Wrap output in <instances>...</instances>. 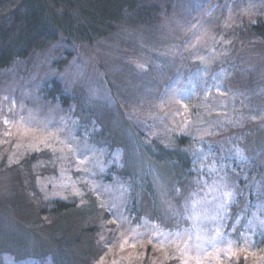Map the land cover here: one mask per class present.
Here are the masks:
<instances>
[{
    "label": "rangeland",
    "instance_id": "1",
    "mask_svg": "<svg viewBox=\"0 0 264 264\" xmlns=\"http://www.w3.org/2000/svg\"><path fill=\"white\" fill-rule=\"evenodd\" d=\"M202 1L162 4L148 25L126 15L92 44L60 34L0 70L1 228L19 230L1 206L15 172L31 164L38 200H94L103 210L111 236L92 264H264V202L247 203L250 188L264 195V42L249 32L264 22V0ZM52 80L70 107L43 92ZM176 136L199 158V185L185 201L147 154ZM216 148L262 166L257 182L236 191ZM22 226L27 258L2 255L1 264H37L39 244L54 250L48 232Z\"/></svg>",
    "mask_w": 264,
    "mask_h": 264
},
{
    "label": "trees",
    "instance_id": "2",
    "mask_svg": "<svg viewBox=\"0 0 264 264\" xmlns=\"http://www.w3.org/2000/svg\"><path fill=\"white\" fill-rule=\"evenodd\" d=\"M173 1L0 0V70L7 69L14 62L24 60L33 52L46 48L57 41L60 34L73 42L92 44L113 32L126 15L129 23L151 24L156 20L159 7L163 4L167 6L168 11ZM202 3L201 5L208 4V0H203ZM263 27L264 22L249 26L251 35L262 42L264 35L260 32ZM43 92L50 99L58 96L62 107H70L71 102L64 96L61 85L55 80L47 82ZM107 135L108 139L110 136ZM172 143L170 148L158 147L157 154H147L157 166H167L165 167L173 176L174 191L179 192L176 197L185 201L187 194L196 190L199 185V158L196 154L190 155L186 152L185 149L190 146L187 137L176 136ZM219 152V148L212 151L218 156L222 174L226 173V177L235 182L236 191L241 192V188L244 191L252 180L257 182L262 166L251 159L239 163L223 151ZM132 168L127 165L130 180L135 178ZM25 172L27 173L20 175L21 177L15 172L7 200L9 206H6L7 202L1 206L15 213L20 226L16 231L0 226V264L2 255L18 261L27 258V254L21 256L20 252L26 250L31 234L30 230H27L29 228L25 230L22 223L32 224L48 232L50 243L54 245V250L50 252L40 250V244L34 248L36 254L38 253L37 264H92L100 257L105 242L107 243L111 236L106 234L111 226H106L103 210L98 208L94 200L87 207L60 200H38L39 194L31 164ZM261 191L263 192V189L250 188L248 209L259 201L264 202ZM32 233L35 242L38 241L37 232L33 230Z\"/></svg>",
    "mask_w": 264,
    "mask_h": 264
}]
</instances>
